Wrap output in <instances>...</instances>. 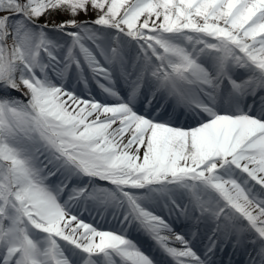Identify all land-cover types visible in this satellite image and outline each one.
Listing matches in <instances>:
<instances>
[{"label":"snow or ice","instance_id":"snow-or-ice-1","mask_svg":"<svg viewBox=\"0 0 264 264\" xmlns=\"http://www.w3.org/2000/svg\"><path fill=\"white\" fill-rule=\"evenodd\" d=\"M233 257L264 264V0H0V264Z\"/></svg>","mask_w":264,"mask_h":264},{"label":"rangeland","instance_id":"rangeland-1","mask_svg":"<svg viewBox=\"0 0 264 264\" xmlns=\"http://www.w3.org/2000/svg\"><path fill=\"white\" fill-rule=\"evenodd\" d=\"M93 90L95 91V88L93 87Z\"/></svg>","mask_w":264,"mask_h":264},{"label":"bare ground","instance_id":"bare-ground-1","mask_svg":"<svg viewBox=\"0 0 264 264\" xmlns=\"http://www.w3.org/2000/svg\"><path fill=\"white\" fill-rule=\"evenodd\" d=\"M225 261H227V258H226V260ZM236 261V260H235Z\"/></svg>","mask_w":264,"mask_h":264}]
</instances>
